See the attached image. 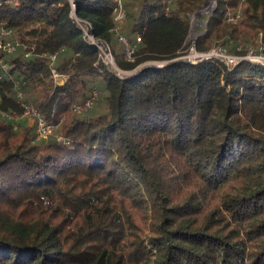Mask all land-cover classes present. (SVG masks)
<instances>
[{"label":"trees","instance_id":"16d2710c","mask_svg":"<svg viewBox=\"0 0 264 264\" xmlns=\"http://www.w3.org/2000/svg\"><path fill=\"white\" fill-rule=\"evenodd\" d=\"M116 1L75 0V15L120 71L162 66L106 67L67 0H0L18 42L0 50V264H264V63L177 60L191 45L264 56V0H215L192 42L206 0H122L115 32ZM22 103L56 134L13 128L1 113Z\"/></svg>","mask_w":264,"mask_h":264},{"label":"built area","instance_id":"2783aa9c","mask_svg":"<svg viewBox=\"0 0 264 264\" xmlns=\"http://www.w3.org/2000/svg\"><path fill=\"white\" fill-rule=\"evenodd\" d=\"M9 1L11 3L17 4L18 0H5ZM69 5L71 6V17L75 22H77L79 28L82 31L83 38L85 41L95 47L98 51V56L102 63L108 67L112 68L115 71H117L118 74H121L122 72L117 68L110 46L108 43L105 41L97 40L91 33V23L86 21V20H80L76 15H75V0H67ZM122 0H117L116 5L113 8V20H114V27L113 31L117 32L120 29L121 22L124 18L125 12L124 9L122 8ZM12 33L11 30L6 29L2 26H0V50L4 51L5 53H11L14 51L16 45L18 42L16 40H13L11 37ZM119 40L123 43L126 44V50H125V56L127 59H131V54L133 52L134 47H129L127 45V42L124 37L120 36ZM140 39L137 38V41ZM260 48H254L253 46H249L244 53V55H235L232 53H229L224 47H212L208 51L201 52L198 51L194 45H191L188 50L181 55L180 57L177 58L179 61H184V62H190V63H197L200 61L208 60V59H216L219 60L225 65L232 67L239 63L240 61L243 60H248L254 63H264V56L260 53L261 51ZM29 53H26L25 56H28ZM50 63L53 65L54 60H55V55H50ZM156 63V62H154ZM164 63L159 64L158 67L162 66ZM7 68L6 63L0 59V79L2 78V72L5 71ZM154 68V67H153ZM157 68V67H156ZM135 71V70H134ZM138 72H135L136 74ZM133 74V73H132ZM51 76L54 82L58 84H63L65 81V77L58 73L55 68L51 69ZM17 98L19 100L22 99V93L20 91H17ZM97 92L93 91L92 95L88 98H86L83 102L80 103H74L71 106V110L75 114H82L89 110L92 106L93 103L96 99ZM22 112L20 115H14L12 113H6L2 112L1 115L3 117H6L8 119H11L12 122L14 123L13 128H16V123L20 122L21 120H26V119H32L34 121V132L36 135V138H43L45 136H48L53 130L57 128V124H52L47 121H45L37 109L32 106L31 103H22ZM60 138H58L59 140Z\"/></svg>","mask_w":264,"mask_h":264},{"label":"rangeland","instance_id":"374dc122","mask_svg":"<svg viewBox=\"0 0 264 264\" xmlns=\"http://www.w3.org/2000/svg\"><path fill=\"white\" fill-rule=\"evenodd\" d=\"M201 6L190 17L191 18V30H190V33H189V36H188V41L189 42L194 41V39L200 34V32H201V30L203 29V26H204L203 19L214 8L215 0H209L206 5H204L202 7ZM253 47L254 48H260V46L258 44L257 45H253ZM148 63H154V62H148ZM156 63L161 65V63H164V62H156ZM145 64H147V63H145ZM145 64H143V65L145 66ZM143 65H140L139 67H141ZM139 67H137V68H139ZM110 69L115 71L112 68H110ZM121 72H122L121 74H132V73H134V70L130 71L128 73H125L123 71H121ZM21 122H23L24 124H26L28 126H33L34 127V121L32 119L21 120ZM55 134H56V132H55V130H53L48 136H45V137L39 138V139L48 138L50 136H54ZM58 138H60V137L57 136V139ZM36 139H38V138H36Z\"/></svg>","mask_w":264,"mask_h":264},{"label":"water","instance_id":"95a60500","mask_svg":"<svg viewBox=\"0 0 264 264\" xmlns=\"http://www.w3.org/2000/svg\"><path fill=\"white\" fill-rule=\"evenodd\" d=\"M208 1H209V0H206L205 3H204L202 6L206 5ZM202 6H201V7H202ZM158 66H159V64H157V63H147V64H145V66L143 65V66H141V67L135 69L134 73H135V72H140L141 70H143V69H145V68H153V67H158Z\"/></svg>","mask_w":264,"mask_h":264}]
</instances>
